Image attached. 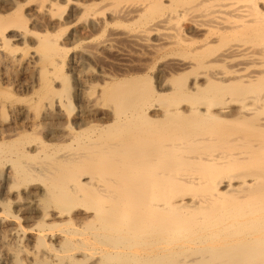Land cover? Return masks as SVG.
Here are the masks:
<instances>
[{
  "label": "bare ground",
  "instance_id": "6f19581e",
  "mask_svg": "<svg viewBox=\"0 0 264 264\" xmlns=\"http://www.w3.org/2000/svg\"><path fill=\"white\" fill-rule=\"evenodd\" d=\"M3 1L0 68L29 72L38 97L19 107L0 91V115L23 125L0 121L2 262L264 264L263 0ZM114 41L143 47L135 68L100 70L114 109L83 95L67 115L58 70L71 50L78 69ZM96 78L79 73V88Z\"/></svg>",
  "mask_w": 264,
  "mask_h": 264
},
{
  "label": "rangeland",
  "instance_id": "374dc122",
  "mask_svg": "<svg viewBox=\"0 0 264 264\" xmlns=\"http://www.w3.org/2000/svg\"><path fill=\"white\" fill-rule=\"evenodd\" d=\"M15 1H16L17 4L19 2H21L23 4V1L22 0H18V1L15 0ZM21 3H19V4H21ZM262 6H264V0L262 1ZM9 8L10 7L7 4H4V1L3 0H0V14H3L4 12L5 13H8L9 12L8 11ZM66 12H68V11H66ZM66 12H64V15L62 16V21L63 22H66V21H64V19L66 20L67 17H68V15H69V12L68 13H66ZM128 28L131 29L133 27L132 26H128V27H125V28H123V27H113L109 31L107 30L106 31V34L103 31H101L102 33L101 32H98V33L95 34V37H96L95 38V40H96V43L95 44H100L102 41L104 42L105 39L107 40L108 38H112V37H109L108 36V34L110 35V32L111 31L112 32L115 31L113 33L120 32L121 30H124L123 32H126V29H128ZM71 31L73 32L72 29L71 30H67L65 32L63 31L64 33L62 34V37L63 38H66V39H69V35L73 36ZM113 38L115 40H117V38L115 36ZM70 40H71L70 43H72L73 42L72 38ZM120 42L119 41L118 42L117 41L116 42L115 41L113 42V44H114V46L116 48L113 47L115 49L113 50L114 52H112L113 53L112 55H111L110 52H107V53L105 52L102 55H100L99 59H101V60L97 59V61L99 60L98 62L97 61L91 62V63L89 62L86 65V66L89 65L88 67L85 66V67H82V68L80 67L78 69H75V68L73 69V67L71 65V63H72L71 60L73 58V55L75 56L79 52H78V50L73 49L74 46L68 42L69 43V47H67V48L68 49H73V50H71V53H70L69 57L67 58V60H65L64 64L65 63L66 64L65 65L63 64L62 67L58 70L57 73H59V74L56 75L57 80L52 84V87L53 86L55 87L54 90H56L58 92V95L60 97H63L65 99L67 97V95H68L69 98H70L69 100H70V102L72 104V111L70 112V110L65 109L64 111H65V113L67 115H71L72 117H75L81 111V109H82V102H80V101L82 100L81 98H82L83 95H85L88 98V100H89V105L88 106L91 107V109H93L96 112H98L100 115L107 114L108 112H111L114 109L113 104H111L109 102V98L106 95L102 96V98L99 97V94H101V92L103 91V86H104V84H103L102 81L101 82L97 81L98 78H99L98 76L100 74V70H102L104 72H107L109 74L110 73L116 74L118 72L120 73L119 70L124 65H129L130 64V66H133V68H135L134 66L138 65V63H139L140 60H143V54H142V52H143V49L142 48L143 47L141 48V47L136 46V45H133V44L131 45V43H127L126 44L125 41H124L125 43L123 42V44L122 43L120 44ZM236 42H237L236 40L235 41H230L229 44H234ZM229 44H227V45H229ZM18 46L19 47H23L22 44H21V46H20V44H18ZM32 46H33L32 45V42L28 40V42H27V44L25 46L26 47V51H28L29 49H32L33 48ZM224 46L226 47V45H224ZM119 48H120V50H119ZM117 50H118V53H117ZM208 53H209V51H206L204 53V55H207ZM174 56H172V57H174ZM169 57H171V56H169ZM169 57H168V59H169ZM115 60H117V62ZM100 62H102V63H100ZM128 62H130V63H128ZM112 63L113 64H116V65H113ZM13 68L12 67H8L6 69H1L0 68V91L5 92L7 95H9L10 97H12L15 100V103L19 105V107H22V106L23 107H30V106L32 107V106H35V104L37 102V97H38L37 89H34V86H31V85H28L27 84V82L29 83L31 81V78H30L31 77V74H29V72L23 73V71L20 70L19 68H15V67H13ZM114 69H116L115 72H114ZM220 69H223V68L221 67ZM79 73L80 74L89 75L91 79L92 78L94 79L96 77L97 78L94 80V82L91 83L92 85L88 84L87 89H83L82 90V89L79 88L78 81H77L78 80V77H79ZM62 76H66L67 77L68 84L69 85L66 84V82L63 80ZM6 78L8 79V81H6ZM28 78L30 79V81H28ZM108 83H109V81H108ZM29 84H31V82ZM30 86L32 87V89H31ZM67 86L69 88V94H66L65 93L66 92V89H67ZM35 99H36V101H35ZM237 105L238 104L235 103L233 105V107H235ZM1 115H0V121L1 122H4V124L6 125V128H12L13 127L14 129H18V128L21 129L23 127V125H21V121L18 120L17 116L14 115V114H12L11 112L8 111V112H5L4 114H1ZM50 127H53V124H51ZM54 127L55 128H59V127H62V126H60L58 124L57 125L55 124ZM43 130H45V131H43ZM48 132H49L48 129L40 128L39 130H37L36 133L41 134L40 136L38 135V138L44 139L46 136H48ZM44 135H45V137H44ZM8 168H9L8 166H6V167L5 166L0 167V185L2 184L0 186V201H2V200H4V199L7 198L5 192L2 190V186H3L4 182H5V178L7 176V170L6 169H8ZM10 210L12 212H14L17 216H19L20 219L21 218L24 219V215L22 216V214H18L16 212V209L14 208L13 205H12V208H10ZM23 219H22V222L24 224V220ZM24 226H27V223L24 224ZM28 235L30 236L29 233L26 234V236H25L26 238L25 239H27V237H29ZM3 253H4V251L2 252V250H1L0 251V264H2V263L3 264H7V263H4L5 262V260H4L5 259V255ZM1 256H3V257H1ZM90 258H92V256ZM2 261H4V262H2ZM90 261H93V260L90 259ZM113 263L115 264V262H110V261L105 260V264H113Z\"/></svg>",
  "mask_w": 264,
  "mask_h": 264
}]
</instances>
